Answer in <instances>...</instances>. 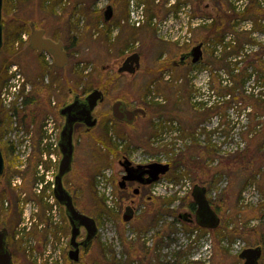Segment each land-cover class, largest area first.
Segmentation results:
<instances>
[{"label":"rangeland","instance_id":"rangeland-1","mask_svg":"<svg viewBox=\"0 0 264 264\" xmlns=\"http://www.w3.org/2000/svg\"><path fill=\"white\" fill-rule=\"evenodd\" d=\"M54 1L3 0L0 66L8 61V69L16 68L20 75L18 83L22 78L37 86L51 85L56 93L58 89L66 91V82L75 80L77 84L72 87L81 97L93 89L105 92L95 108L97 125L88 133L80 130L74 142L73 167L78 180L87 175L94 186V192L92 183L81 190L83 199L76 208L99 223L98 237L84 260L89 259V264H242L233 249L238 243L241 250L261 244L263 256L259 264H264V102L258 100L264 99V88L251 72L262 73L264 24L259 23V30L257 23L236 24L234 32L241 44L240 55H244L239 72L244 79L240 75L231 79L235 87L231 99V93L226 91L229 80H217L207 55L200 64L192 65L188 60L184 65H171L180 54L199 44L203 36L199 28L189 26L190 43L162 42L163 32L157 31L163 29L150 22L136 33L129 23H119L125 18L119 6L115 7L112 21L104 24L102 0ZM252 1L249 16L255 19L256 5L262 0ZM157 3L160 5L158 0ZM224 7L223 0L201 2L207 16L222 19L221 25H210L205 31L206 52L217 43L218 31L230 28L221 14ZM168 13L165 7L153 6L146 15L150 21L152 17L162 21ZM30 23L63 41L68 56L63 69L53 66L46 54L30 48ZM133 52L140 55L139 69L134 74L118 73V67ZM249 54L259 65L248 61ZM52 91L41 89L40 95L33 96L40 119L36 125L49 115L58 121L56 110L48 107ZM228 96L230 103H226ZM121 100L140 106L145 115L137 116L132 124L114 121L109 109ZM122 156L134 164L162 162L161 158L169 164L176 159L179 162L170 164V170L161 177L156 185L158 194H152L151 187L138 188L135 195L132 191H118L116 181L122 167L117 159L122 160ZM34 161L35 156L30 164ZM105 171L115 174L107 182L113 188L114 209L108 208L96 191V177L106 178ZM194 184L205 187L207 198L214 202L211 206L220 218L214 231L175 221L178 214L190 211L187 203L192 201L190 191L181 197L179 193L185 185ZM127 206H132L134 213L124 223L122 215ZM167 211H174L173 215H165ZM166 229L168 237V233H158ZM68 238L69 234L62 235L57 245L46 246L40 252H27L25 248L22 253L27 263L17 259L14 263L72 264L66 258ZM205 243L210 246L207 256L202 252Z\"/></svg>","mask_w":264,"mask_h":264},{"label":"flooded vegetation","instance_id":"flooded-vegetation-1","mask_svg":"<svg viewBox=\"0 0 264 264\" xmlns=\"http://www.w3.org/2000/svg\"><path fill=\"white\" fill-rule=\"evenodd\" d=\"M158 1L160 2V5H158L157 0H145V14L146 12H148V10L150 11L153 6H160L165 7L166 11H169L175 16H178V14L182 10H185L189 12V16L192 19H202V23H215L216 26L218 24L221 25L220 23H222V19H218L216 15L208 16L210 20L205 21L207 14L203 11L205 5H203V8H201L202 0ZM223 1L226 2V7L223 8L221 14L222 16L226 17V22L230 23V28L226 29L225 31H221V29L220 31H218L217 43L219 44V58H222V54L225 53L223 45H226L227 37L229 36V34H232L234 32L235 23H264V0L256 5L258 6V9L257 18L255 19H252L249 16V12L254 7L252 0H246V3L243 4L240 10H237V8H235L234 4L231 3L230 0ZM107 5H110L115 10L116 3L112 1L110 2V0H108ZM127 7L128 3L126 2V10ZM218 15L220 17V14ZM113 17L109 21H112ZM119 22L124 23V19H120ZM205 26L206 25L200 26L201 30H204ZM34 27L36 29H43L45 37L56 40L49 34H47L44 28L36 25H34ZM136 31L137 29L134 30L135 33ZM135 33H133L134 37ZM29 35L30 31L28 34V43ZM202 38L203 39L200 42L204 44L206 40L205 35H203ZM136 46L137 43L135 47ZM232 49L233 47L230 48V51H232ZM38 53L44 55L46 54L44 52ZM181 55L182 54L178 56V60ZM252 59L253 58L249 60L250 63ZM185 63H187L186 60ZM261 67V72L264 73V55L262 56ZM14 70L15 72H13ZM16 70V68L8 69L9 77L0 91V105L6 112V116H4L2 120L0 119V150L4 159V169L3 173L0 175V232H4L5 234V247L11 254L12 264H15L14 259H17L20 263H27V259L25 257L26 255L22 253V251L25 252V248L27 252H29L30 249L31 251L36 250L40 252L46 246L50 247L54 246V244L57 245V241L60 240L62 235L66 236L69 234V238L67 239L65 244L67 260L72 264H89V259L85 261L84 257H87V255L90 254L93 243L98 237V220L90 214L88 215L80 211L81 213L94 218L97 226V233L95 237H93L90 241L85 242L86 231L83 227H81L79 234L76 236L73 244H71V225L66 216L65 207L59 204L53 195L54 178L57 174L58 164L61 157V154L57 147V140H59L60 132L66 123V116H63L61 114V109L65 106H68L69 104H72L74 101H76L78 106H81L85 96L88 93H86L82 97L78 95L77 89L74 86L72 87V84H75L76 80L73 83L72 81H67L66 84L69 85V87H67V90L63 91L58 89L56 90L57 93L55 92V90L52 91L51 85H40V87L35 84L34 86L33 83H28V80L25 81L22 78L21 82L18 83L20 75ZM221 70L222 68L220 64H218L215 68V73L220 74ZM251 72H253L254 78H257V70L252 71L251 69ZM17 75L18 79L17 81H15L14 78L17 77ZM259 79H264V75L259 77ZM261 84L263 85L264 81H262ZM41 89L48 90V92L52 91L53 93H49L48 107L50 109L52 108L56 110L58 120L57 122L53 119L52 116L49 115L44 119V121H41L39 125H36L37 121L40 119L37 117L39 114H36L38 105L35 100L36 98H34L33 96H36L38 94L40 95ZM102 93L104 99L105 92L102 90ZM102 101H99L97 105ZM121 102H123V104L119 107L117 114L123 117L122 120L118 121L113 118L112 106H110L109 109L110 115L116 122L132 124L135 118L141 115L138 113L135 114L133 120L131 122H128V115L126 113L140 108V106L128 105L125 101L122 100ZM95 108L93 109L91 114L92 118L96 119L97 125L99 118L95 113ZM76 109L80 110L78 108ZM70 118H72V116H70ZM94 127L88 128L84 122L78 120L72 122L71 138L73 153L71 167L70 170L63 175L61 182L63 188L69 194L72 204L75 208L77 206L76 204L81 203V200L83 199V188L89 183H92V180L87 175H84L80 181L78 180V173L73 167L75 151L74 142L76 139V135L80 132V130L82 132L84 131L85 133H88ZM33 156H35V161L30 164V160ZM124 158L126 157L122 156V160ZM122 160L117 159L118 165L121 166L120 162ZM129 161L131 165H133L130 159ZM8 167L10 170L7 169ZM124 174L125 172L122 167L119 179L116 181L118 191H132L134 193V190H136L137 193H134L136 195L138 194L139 189L151 188V184L142 185L137 183L135 180L122 181V176ZM114 175L115 174L113 171L108 174L111 181L113 180ZM145 177L146 175L143 176L142 179H145ZM194 185L191 188H193ZM78 186L81 187H79L78 189ZM133 186H136L137 188H134ZM27 189H30L33 194L32 196L28 193ZM111 190L113 191V188H111ZM97 195L101 200H103V197L101 195ZM127 208L134 213V209L132 206H127L124 210H126ZM194 211L190 210L188 213H182L186 214L187 216L185 217L183 215L181 218L187 219L186 224H193V228H197L194 227ZM165 215L172 216V214L169 213H166ZM202 229L206 231L214 230L206 228ZM163 231H166L168 233H166V237H168V229L160 230V232ZM124 241L125 243L127 242L126 239H124ZM257 246L261 247L262 250L261 257L258 260L259 264L263 256V246L261 244ZM72 251H77L76 261L69 258V254Z\"/></svg>","mask_w":264,"mask_h":264},{"label":"water","instance_id":"water-1","mask_svg":"<svg viewBox=\"0 0 264 264\" xmlns=\"http://www.w3.org/2000/svg\"><path fill=\"white\" fill-rule=\"evenodd\" d=\"M2 2L0 0V51L2 48ZM113 15V9L110 5L104 10L103 16L104 21H109ZM29 45L33 50L38 52H44L48 54L52 63L57 68H64L68 63L67 52L64 49V43L61 40H53L49 37L44 36L43 29H36L34 24H30V35H29ZM202 44L199 43L193 46L189 52L183 53L178 61H173L172 65L176 66L178 64H184L185 60L190 59V63L195 64L202 58ZM140 67V56L137 52H133L128 55L121 65L118 67V73H130L133 74ZM103 93L101 90L93 89L88 93L81 106H78L76 101L68 106L61 109V114L66 116V123L63 126L59 135V152L61 154L58 171L54 178L53 195L57 202L65 207L66 216L71 225V244H73L76 236L79 234L80 228L83 227L86 231L85 242L90 241L95 237L97 233V226L94 218L81 213L77 210L71 201L69 194L65 191L62 186L61 179L64 174H66L71 167L73 145L71 138L72 122L75 120L84 122L88 128L94 127L96 125V119L92 118L91 112L96 107L99 101H102ZM123 104L121 101H116L112 106L113 118L121 121L122 116L117 114L119 107ZM76 108L80 109L77 110ZM145 115V111L142 108L134 109L133 111L127 112L128 122L133 120L135 114ZM72 118H70V116ZM124 169L125 174L122 176V181L125 180H135L137 183L142 185H148L155 182L160 175L166 174L169 169V164L161 163H150L147 165H137L132 166L127 158H124L120 162ZM4 169V159L0 150V175L3 173ZM145 179H142L145 176ZM134 193H137L134 190ZM191 197L195 203L194 218L195 224L199 227L206 229H214L220 223V218L217 213L211 208L208 200L206 199V189L203 186L194 185ZM187 216L186 214L180 213L178 218L182 221H187V219H182V216ZM132 218V211L125 210L122 220L128 222ZM261 247L257 246L254 248L243 249L238 257L243 261V264H258V260L261 257ZM77 251H72L69 254V258L76 261ZM0 264H12V258L10 252L5 247V234L0 232Z\"/></svg>","mask_w":264,"mask_h":264},{"label":"built area","instance_id":"built-area-1","mask_svg":"<svg viewBox=\"0 0 264 264\" xmlns=\"http://www.w3.org/2000/svg\"><path fill=\"white\" fill-rule=\"evenodd\" d=\"M103 2L100 3V7H103L106 3L107 0H102ZM144 1L145 0H128V18H127V23H129L131 26L134 27H140L142 24L145 23L146 17H145V12H144ZM231 3L234 4L235 8H237V10H240L241 7L243 6V4L246 3V0H230ZM210 18L206 17L205 21H209ZM152 21V22H151ZM150 21L151 26H154L155 28H161L163 29L162 31H157L158 33L163 32L162 35V40L165 42H169L174 41V42H179L180 44L183 43H190L191 39H192V30H189V26L191 25L194 28H199L202 25H207L210 23H202V19H192L189 16V12L188 11H181L178 16L173 15L172 13H168L166 16V19L162 20V21H157L155 17L152 18V20ZM236 24L234 26V31L236 30ZM264 24V23H263ZM250 25L252 26V24L250 23ZM196 26V27H195ZM167 30L169 32H167ZM236 44V37H235V32H233L232 34H229V36L227 37V41H226V45H223V49L224 52H229L230 48L233 47V45ZM219 44L216 43L213 46H211L212 50H213V55L216 58H219ZM243 52H241V50L239 51V53L237 55H232L230 56L228 59L233 61V62H238L237 67L240 66L241 64V59L244 57L241 56ZM241 54V55H240ZM223 55V54H222ZM238 68H236L234 70V72H237ZM214 76H216L218 78V80L223 77L226 78L227 80H229V84L228 86H230L232 84L231 79H230V75L224 70H221L220 74H216L215 73V69L213 70ZM18 79V75L17 78ZM260 88H264V84L260 87ZM230 96L227 97V99H229ZM155 99V98H154ZM226 99V100H227ZM156 100H159L158 98H156ZM200 104V102H199ZM176 140V138L174 139ZM161 158V157H160ZM161 161L163 162L162 158ZM104 175H108L107 171L104 172ZM160 183V180L155 183L152 187V194H158V192L160 191V189L156 186ZM97 189L98 192L102 195H104L106 204H108L109 208L114 209L113 206V195L111 193V189L107 183V177L105 178L104 176H98L97 177ZM164 189H166V186H164ZM190 191V186L185 185L182 189V191L179 193V196H183L184 194H186L187 192ZM171 193L169 192L168 194H166V196L170 195ZM237 248H239V246H236ZM209 244L205 243L204 246L202 247V252L205 253V255L207 256L209 253ZM240 249V248H239Z\"/></svg>","mask_w":264,"mask_h":264},{"label":"trees","instance_id":"trees-1","mask_svg":"<svg viewBox=\"0 0 264 264\" xmlns=\"http://www.w3.org/2000/svg\"><path fill=\"white\" fill-rule=\"evenodd\" d=\"M59 1V0H58ZM54 2H57V0H55ZM254 2V1H253ZM116 6H119V8H121L122 10H123V14L126 16V13H127V11H126V0H119L118 2H116ZM115 6V7H116ZM20 35L21 34H19L18 35V38L20 39ZM10 64V62H6V63H4V64H2L1 66H0V91H1V88L3 87V85L5 84V82H6V80L8 79V77H9V75H8V65ZM239 77H242L243 79H244V77H243V75H240ZM239 77L237 78V80L239 79ZM33 83V82H32ZM33 85L35 86V84L33 83ZM233 90L234 89H231V88H229V89H227L226 91H229L230 93H231V99L232 98H234V96H233ZM228 99L226 100V102L228 103ZM257 101V100H256ZM259 101H260V99H259ZM262 102V101H261ZM263 103V102H262ZM4 116H6V112H5V110L4 109H2V107H1V105H0V119L2 120V118L4 117ZM178 162H179V160L178 159H176V160H174L173 162H171L170 164H171V166H175L176 164L178 165ZM10 167V166H9ZM9 167L7 168L8 170H10L9 169ZM8 172V171H7ZM93 188V192H94V186H93V183L91 184V189ZM170 200H167V203L169 202ZM209 203H210V205H213L214 206V202L213 201H211L210 199H209ZM187 206H188V208L190 209V210H192V211H194L195 210V203L193 202V201H190L189 203H187ZM167 208H168V206H167ZM215 208H217V207H215ZM173 212L174 211H167L166 213H169V214H172L173 215ZM165 213V214H166ZM158 216L159 215H157V217H156V219L158 218ZM176 218H177V216H176ZM175 221H179L180 222V220H178V219H175ZM194 227H197L198 229H201V230H204V229H202V228H199L197 225H195ZM211 231H214V230H211ZM159 234H161V235H164V233H167L166 231H163V232H158ZM123 242H125L124 240H123Z\"/></svg>","mask_w":264,"mask_h":264},{"label":"crops","instance_id":"crops-1","mask_svg":"<svg viewBox=\"0 0 264 264\" xmlns=\"http://www.w3.org/2000/svg\"><path fill=\"white\" fill-rule=\"evenodd\" d=\"M206 29H207V28H205L204 30H201L203 35L205 34ZM199 32H200V31H199ZM199 35L201 36V33H199ZM216 36H217V38H218V34H217ZM216 36H215V37H216ZM202 37H203V36H202ZM205 37H206V36H205ZM202 39H203V38H202ZM206 55H207V58L213 62L214 65H216V64H217V65H218V64H220V65L223 64L222 62H218V61H216L214 58H212L211 55H210V53H209L208 51H207V52L205 51V53H204V57H205ZM254 58H255V57H254ZM254 58L251 60V63H252V64H255V62H256V64L259 65V61H258L257 59H254Z\"/></svg>","mask_w":264,"mask_h":264},{"label":"bare ground","instance_id":"bare-ground-1","mask_svg":"<svg viewBox=\"0 0 264 264\" xmlns=\"http://www.w3.org/2000/svg\"><path fill=\"white\" fill-rule=\"evenodd\" d=\"M6 93V92H5ZM192 186L190 185V188H191ZM215 229V228H214ZM195 233H196V231H195ZM195 235V234H194ZM153 240V239H152ZM236 246H238V243L237 244H235V245H233V249H234V251H235V253H238L239 252V248H237Z\"/></svg>","mask_w":264,"mask_h":264}]
</instances>
